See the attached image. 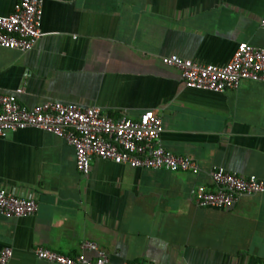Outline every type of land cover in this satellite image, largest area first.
Returning a JSON list of instances; mask_svg holds the SVG:
<instances>
[{
	"label": "crops",
	"instance_id": "1",
	"mask_svg": "<svg viewBox=\"0 0 264 264\" xmlns=\"http://www.w3.org/2000/svg\"><path fill=\"white\" fill-rule=\"evenodd\" d=\"M18 0H0V16ZM264 0H43L33 47H0V93L26 108L47 100L96 105L117 117L151 110L161 146L195 160L198 173L135 169L94 159L83 176L74 148L40 130L0 138V188L32 199V216L0 213L6 264L44 248L74 257L93 242L119 264L264 263V193L230 209L196 205L213 167L264 179V82L216 93L186 88L162 57L226 65L239 43L264 48ZM90 258L92 252H86Z\"/></svg>",
	"mask_w": 264,
	"mask_h": 264
},
{
	"label": "built area",
	"instance_id": "2",
	"mask_svg": "<svg viewBox=\"0 0 264 264\" xmlns=\"http://www.w3.org/2000/svg\"><path fill=\"white\" fill-rule=\"evenodd\" d=\"M43 0H18L15 10L0 16V47L26 52L44 34L40 30ZM260 24L264 27V17ZM165 66L177 69L186 88L222 93L236 90L244 80L264 82V48L239 43L231 60L223 66L200 63L178 55L162 57ZM36 129L51 133L75 151L76 170L83 176L91 171L94 159L127 165L135 169H164L173 173H198V163L186 156L166 151L160 144L162 121L151 110L137 118L124 113L117 117L101 112L96 105H80L47 100L26 108L17 101L16 93H0V138L9 133ZM214 189L202 188L196 198L200 208L230 209L243 195L264 193V179L254 175L240 176L213 167L209 172ZM37 204L32 199L18 198L0 188V213L8 218L32 216ZM86 252H92L90 258ZM12 252L0 253V264H6ZM39 260L55 264H113L108 255L95 243L86 241L81 252L64 256L38 248ZM119 264H141L127 263ZM264 264V263H255Z\"/></svg>",
	"mask_w": 264,
	"mask_h": 264
}]
</instances>
